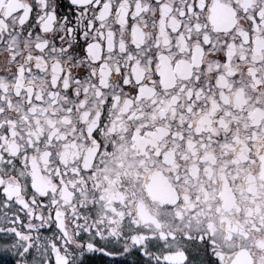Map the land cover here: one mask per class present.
Returning a JSON list of instances; mask_svg holds the SVG:
<instances>
[{
	"label": "snow or ice",
	"instance_id": "1",
	"mask_svg": "<svg viewBox=\"0 0 264 264\" xmlns=\"http://www.w3.org/2000/svg\"><path fill=\"white\" fill-rule=\"evenodd\" d=\"M0 264H264V0H0Z\"/></svg>",
	"mask_w": 264,
	"mask_h": 264
}]
</instances>
